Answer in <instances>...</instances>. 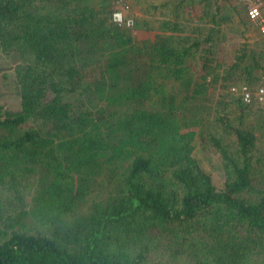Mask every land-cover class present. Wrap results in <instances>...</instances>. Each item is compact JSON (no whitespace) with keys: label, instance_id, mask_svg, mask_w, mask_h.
I'll list each match as a JSON object with an SVG mask.
<instances>
[{"label":"trees","instance_id":"16d2710c","mask_svg":"<svg viewBox=\"0 0 264 264\" xmlns=\"http://www.w3.org/2000/svg\"><path fill=\"white\" fill-rule=\"evenodd\" d=\"M150 1L128 27L117 0H0V264H264V105L231 90L264 46L227 62L222 0Z\"/></svg>","mask_w":264,"mask_h":264},{"label":"rangeland","instance_id":"374dc122","mask_svg":"<svg viewBox=\"0 0 264 264\" xmlns=\"http://www.w3.org/2000/svg\"><path fill=\"white\" fill-rule=\"evenodd\" d=\"M231 1L232 3L236 2L239 6L241 5V3L236 0ZM150 2V0H117V5L118 9H123L124 3L129 5L130 10L126 12V15L131 18L134 15H140L144 11L147 12ZM223 3L225 5L224 9L226 11H230V13L233 15L232 24L234 26L233 33L230 31L229 25L226 24L223 26V33L225 34V40L223 44H221V55L223 60L227 62L233 60L237 47L236 45L243 41H249L252 46L258 49L259 53H261V47L264 46L261 43V41L264 40V34H262L256 28V26L250 25L251 23L249 20H247L249 28L245 27V24L241 20V18H247L245 8L241 12L244 13L241 17L240 15L236 14L234 10H232L230 1L227 0V2H225L222 0V4ZM192 12L196 13V11L193 10ZM134 33L137 38L145 36L144 33L142 31L140 32L139 30L135 31ZM14 77L15 71L14 66L11 63V57H6L0 51V92L3 93V95L0 97V100L6 108L17 110L20 108V100L19 96L13 91ZM219 162L218 155L212 151L202 152L201 150H195V152L191 154L189 163L194 169L195 174L197 175L198 184L202 189L213 186L220 187L223 184L224 176L220 169ZM200 169L203 170L204 175Z\"/></svg>","mask_w":264,"mask_h":264},{"label":"built area","instance_id":"2783aa9c","mask_svg":"<svg viewBox=\"0 0 264 264\" xmlns=\"http://www.w3.org/2000/svg\"><path fill=\"white\" fill-rule=\"evenodd\" d=\"M244 5L248 20L264 34V0H236ZM129 5L124 3L123 9H116L112 16L113 20L120 26L132 27L133 18L128 17ZM233 93L239 95L245 102L251 103L256 100L264 105V75L255 86L249 84L232 85Z\"/></svg>","mask_w":264,"mask_h":264},{"label":"crops","instance_id":"0c3cea01","mask_svg":"<svg viewBox=\"0 0 264 264\" xmlns=\"http://www.w3.org/2000/svg\"><path fill=\"white\" fill-rule=\"evenodd\" d=\"M237 45H238V44H237ZM237 45H236V46H237ZM234 49H235V48H234Z\"/></svg>","mask_w":264,"mask_h":264}]
</instances>
